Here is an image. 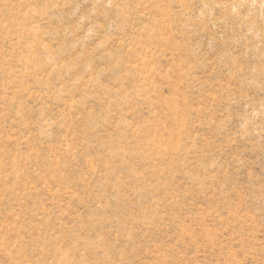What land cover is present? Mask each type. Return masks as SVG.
<instances>
[{
	"label": "rangeland",
	"instance_id": "rangeland-1",
	"mask_svg": "<svg viewBox=\"0 0 264 264\" xmlns=\"http://www.w3.org/2000/svg\"><path fill=\"white\" fill-rule=\"evenodd\" d=\"M0 264H264V0H0Z\"/></svg>",
	"mask_w": 264,
	"mask_h": 264
}]
</instances>
